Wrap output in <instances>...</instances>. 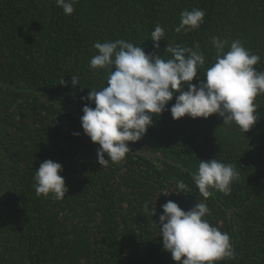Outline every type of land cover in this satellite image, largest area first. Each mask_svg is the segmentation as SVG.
Masks as SVG:
<instances>
[{"label": "trees", "instance_id": "1", "mask_svg": "<svg viewBox=\"0 0 264 264\" xmlns=\"http://www.w3.org/2000/svg\"><path fill=\"white\" fill-rule=\"evenodd\" d=\"M74 8L65 16L55 0H0V264H178L154 222L168 200L187 211L203 199L191 175L212 158L240 174L230 195L213 189L205 201V219L230 236L235 253L217 264H264V95L246 133L218 114L174 120V97L139 141L127 142L134 149L103 168L99 145L67 110L82 116L81 98L106 86L107 70L89 66L97 41L124 39L164 59L168 44L199 43L209 67L212 37L239 38L264 71V0H78ZM193 8L206 13L204 23L177 33L180 13ZM157 23L166 33L159 49L150 39ZM49 159L63 167V200L36 196L35 170ZM180 180L188 191L170 193Z\"/></svg>", "mask_w": 264, "mask_h": 264}, {"label": "clouds", "instance_id": "2", "mask_svg": "<svg viewBox=\"0 0 264 264\" xmlns=\"http://www.w3.org/2000/svg\"><path fill=\"white\" fill-rule=\"evenodd\" d=\"M55 3L65 16H70L78 0H55ZM205 15L199 8L182 11L175 31L187 33L199 29ZM165 35L164 27L157 23L150 33L156 49ZM210 43L215 54L209 67H205V53L199 43L194 47L166 45L164 52L170 54L168 59L148 54L142 46L124 39L97 41L92 45L96 53L90 59V68L93 71L105 69L108 74L106 86L100 90L91 89L81 98L87 103L80 119L84 134L99 145L97 160L102 168L110 162H121L131 151L127 142L139 141L153 125V116L162 114L174 97L175 103L168 109L174 120L185 116L207 119L218 114L223 124L235 123L243 133L254 126L258 120L255 113L260 108L256 98L264 95V71L255 67L261 57L246 48L239 38L229 42L214 36ZM198 73L204 79L193 84ZM64 83L62 80L60 84ZM72 84H79L75 75ZM62 171L60 163L51 159L43 161L33 177L36 196L63 200L68 188L59 174ZM239 179L234 164L216 158L200 159L191 180L203 199L187 211L172 200L161 206L159 224L153 222L159 227L163 249L174 261L178 264H217L234 258L230 236L205 219L211 215L205 201L213 194V189L230 195L233 183ZM186 191L188 185L180 180L170 193ZM144 210L156 215L155 207L149 209L145 204Z\"/></svg>", "mask_w": 264, "mask_h": 264}, {"label": "water", "instance_id": "3", "mask_svg": "<svg viewBox=\"0 0 264 264\" xmlns=\"http://www.w3.org/2000/svg\"><path fill=\"white\" fill-rule=\"evenodd\" d=\"M67 110H68L70 113L77 115L78 118H81V116L78 115V114H76L75 110H73L71 107H67ZM128 147H129V149H134V147L131 146V145H129V144H128ZM145 155H146V156H150V157H160V154H158V153H150V152H146ZM263 181H264V179H263ZM245 206H246V205H244L243 207H245ZM241 208H242V207L231 208V209L229 210V215H231L232 212H233L234 210L241 209Z\"/></svg>", "mask_w": 264, "mask_h": 264}]
</instances>
